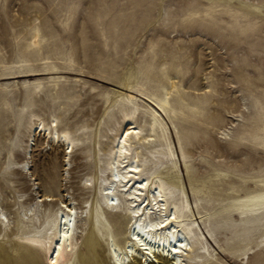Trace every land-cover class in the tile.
Listing matches in <instances>:
<instances>
[{"label":"rangeland","instance_id":"374dc122","mask_svg":"<svg viewBox=\"0 0 264 264\" xmlns=\"http://www.w3.org/2000/svg\"><path fill=\"white\" fill-rule=\"evenodd\" d=\"M36 29L40 49L29 51ZM130 72L132 89L126 91L121 81ZM167 74L189 106L170 98L187 119H160V141L169 142L176 162L171 174H179L180 196L186 195L198 217L201 206L214 201L204 192L196 199L188 171L204 178L214 174L213 166L231 176L264 169V0H0V205L10 220L37 195L52 194L55 202L59 194L71 197L83 211L77 223L80 253L107 264L103 242L91 233L86 200L94 202L96 194L85 178L94 177L97 159L103 161L110 146L113 116H119L111 95L135 94L136 118L144 124V93H157ZM29 117L50 124L55 117L57 128L77 140L70 165L64 146L42 132L31 155L19 148L32 142L24 122ZM225 127L227 136L220 133ZM26 160L30 172L21 171ZM145 167L149 176L163 170L155 159ZM219 184L207 183L211 191ZM201 227L218 264H245L220 249L224 232L215 238ZM16 232L12 222L8 234L0 235V260L44 264L39 252L20 246ZM258 252L250 261L264 256L263 248Z\"/></svg>","mask_w":264,"mask_h":264},{"label":"bare ground","instance_id":"6f19581e","mask_svg":"<svg viewBox=\"0 0 264 264\" xmlns=\"http://www.w3.org/2000/svg\"><path fill=\"white\" fill-rule=\"evenodd\" d=\"M26 48L39 51L37 29L31 34ZM133 77L131 72L123 77L121 86L126 91L132 89ZM144 95L143 114L149 121L140 124L136 118L139 108L136 95L122 90L112 93L110 106L116 107L119 116H113L110 146L104 153L105 159H97L99 165L95 164L94 177L85 178L96 194L94 202L86 200L91 233L103 242L107 264H218L202 225L211 237L216 238L217 233L224 232L225 242L219 247L234 262L245 259V264H264V256L250 261L259 255V249H264V169L255 175L231 176L213 166L214 174L196 178L188 171L187 156L177 131L196 199L200 200L198 195L204 192L207 200L214 201L201 206L197 217L189 208L186 195L180 196L184 190L179 174H171L176 162L172 161L174 153L169 142L160 141L161 133L165 131L161 121L165 117L172 124L174 119H187L184 111H178L170 98L174 95L185 105L189 104L171 74H167L157 93ZM24 122L32 141L22 145L20 140L19 148L24 149L25 155H31L35 135L42 132L52 143L64 146V156L68 157L66 165H70V154L77 140L69 131L57 128L55 117L51 124L40 117L36 121L29 117ZM220 133L229 134L226 127ZM151 159L157 160L163 170L149 176L145 166ZM21 171L30 172L27 160ZM216 179L221 182L220 188L211 191L207 183ZM203 187H206L205 191ZM52 196L37 195L21 214L16 212L12 221L0 205V235H7L13 222L17 229L16 241L27 251L39 252L44 264H96L94 257L85 258L79 251L77 223L83 211L71 197L66 199L59 194L60 198L55 202ZM122 220L125 221L123 238L120 236ZM83 246L87 247L86 242ZM250 254L254 255L250 257ZM0 264H11V261L4 257Z\"/></svg>","mask_w":264,"mask_h":264}]
</instances>
